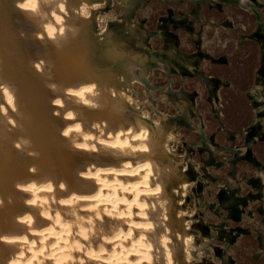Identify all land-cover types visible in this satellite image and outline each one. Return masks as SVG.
<instances>
[{
    "label": "bare ground",
    "instance_id": "bare-ground-1",
    "mask_svg": "<svg viewBox=\"0 0 264 264\" xmlns=\"http://www.w3.org/2000/svg\"><path fill=\"white\" fill-rule=\"evenodd\" d=\"M83 2L0 0V264H180L165 129L92 55Z\"/></svg>",
    "mask_w": 264,
    "mask_h": 264
},
{
    "label": "flooded vegetation",
    "instance_id": "flooded-vegetation-1",
    "mask_svg": "<svg viewBox=\"0 0 264 264\" xmlns=\"http://www.w3.org/2000/svg\"><path fill=\"white\" fill-rule=\"evenodd\" d=\"M147 2H153L155 12L145 6ZM108 4L113 7L112 0ZM132 4L130 9L123 4V17L109 26L126 33L142 52L148 47L166 62L169 69L156 64L151 54L146 60L148 76L156 67L171 77L169 84L156 86L159 99L170 100L178 110L165 121L197 134L187 153L177 148L172 156L182 172V181L175 185L187 182V189L179 188L177 196L184 209L192 210L191 233L215 251L206 247L204 264H264V0H132ZM142 7L145 15L136 21L133 16ZM154 13L157 19L151 26ZM152 35L159 41L157 49ZM249 58L255 61L249 63ZM246 67L252 70V81L243 93L249 98L244 119L248 116L251 122L242 120L232 127L225 103L231 92L237 96V68ZM146 81L152 84L148 77ZM195 82L204 83V92ZM200 100L210 107L202 109ZM235 112L236 117L237 105ZM196 157L202 161H194ZM223 163L230 165L232 178L213 172ZM209 236L228 245L237 243V258L230 246L212 244Z\"/></svg>",
    "mask_w": 264,
    "mask_h": 264
},
{
    "label": "rangeland",
    "instance_id": "rangeland-1",
    "mask_svg": "<svg viewBox=\"0 0 264 264\" xmlns=\"http://www.w3.org/2000/svg\"><path fill=\"white\" fill-rule=\"evenodd\" d=\"M109 1L111 0H92L90 2L84 0L83 2L82 13L86 17L85 19L82 18V21L79 19L78 27L80 31L85 36L90 35L92 32L94 33V30L100 35L97 38V41L94 40L97 42V45L94 44V41L90 45V50L93 52L92 55L99 57L104 52H108L110 54L108 61L110 62V60H112L111 63H106L105 65V62L107 60L105 58V62L103 61V65L101 67L104 66L103 68L111 73V76L114 78L115 83L120 86L119 88L121 90H123L130 96L132 101H134L135 106L141 111L143 116H146L145 118H147L151 122V124H160L161 129H165L167 136V150L171 152L172 155L173 153H176L175 150L177 148L179 150L181 149L183 153H187L189 151L188 146L190 145L192 139L194 140L195 138H197V134L195 135V133L189 131V129L185 128L184 126H179L178 129H175L176 124L174 122L170 124L165 121L170 116L175 117L176 113H178V110L172 103H170V100L166 101L163 99H159L161 91L156 86H164L169 84L171 81V77L168 76V73L166 71L160 70L156 67H152L153 70L148 76L146 60L150 59L149 55L151 54L153 57L152 59L156 61V64H160L167 69H169V67L160 56H156L155 52L152 49L147 47V49H145L146 52H142L138 48V46L131 44L130 37L127 36L126 33L123 34L115 29H112L109 26L111 20L120 21V19L123 17V13L125 12V6L127 9H130L133 6L132 0H112L113 7L109 6ZM122 3L125 4V6ZM145 6L153 7V11L155 12L153 2H147ZM143 8L144 7H142V9L139 10V12L136 13L135 16H133L136 21H139L140 18L145 15ZM149 19L151 20L150 25L154 26L157 15L155 13L150 14ZM246 20L252 22V20L248 17H246ZM124 21L127 22L126 20ZM81 27L84 29H82ZM127 27L126 30L129 28ZM132 27L133 23L131 25V28ZM132 34H134V32ZM150 38L153 47L157 49L159 41L157 40L156 36L152 35ZM137 44H140V40L137 41ZM249 49L250 48H248V50ZM254 61V58L248 59L249 63H252ZM251 72L252 70H249L248 67H246L244 71L243 69L241 71L240 68H237V96L231 92V94L228 95L227 102L225 103V112L227 111L228 117H226V120L228 121V123H231L232 127H235L236 124H240L242 120L244 123L251 122V119H249L248 116L247 119H244L245 103L249 102V98L248 96L243 95L246 87L250 86V82L252 81V78H250ZM146 77H148L152 84L146 85ZM173 77L175 80V75ZM186 80L187 79L185 78L184 83L186 82ZM203 84L204 83H194L195 86H199L201 92H204ZM176 85L179 86V82L176 83ZM235 105H237V118L235 117ZM199 106L204 110H207L206 108L210 107L206 106L203 100H200ZM213 121L216 122V119L214 117ZM173 159V168H175L173 172L177 178V181H182V172L181 170L179 171L180 162L174 157ZM194 161H202V159L200 157H196ZM189 168H191V165L189 166ZM229 169L230 165L228 163H223L221 166H218V168L215 169L216 172H213L218 173V176H221L222 179H224V177L232 178L231 174L229 173ZM177 173L181 174L180 178L177 177ZM180 185L182 189H187V182H180ZM181 187L178 186L177 193L179 192V188L181 189ZM189 191L191 192L192 188L189 189ZM179 201L182 209V215L180 214L177 217L176 223L177 226L187 235L186 241L184 239V241L181 240L180 243V246L183 249L179 248L178 250L180 259L182 258L181 260L183 261L180 262L182 264H197L196 261H198L199 264H204V259L205 257H208L209 254V252L206 251V247H208L210 253L213 254L215 252L212 248L213 245L205 244V242L203 243V241L205 240L202 238H194V235L191 233L192 230L190 228V218L193 216L192 210L184 209L182 207L181 198H179ZM207 240L215 245H228L226 243L227 241H221L215 238L213 239V237L211 236H209ZM228 246H230L231 251L236 252L235 257L237 258V243L232 242ZM213 258L215 260L218 259L215 257Z\"/></svg>",
    "mask_w": 264,
    "mask_h": 264
},
{
    "label": "clouds",
    "instance_id": "clouds-1",
    "mask_svg": "<svg viewBox=\"0 0 264 264\" xmlns=\"http://www.w3.org/2000/svg\"><path fill=\"white\" fill-rule=\"evenodd\" d=\"M55 103H57V104H58V103H59V101L57 100V101H55ZM66 133H67V132H65V133H64V135H67Z\"/></svg>",
    "mask_w": 264,
    "mask_h": 264
},
{
    "label": "snow or ice",
    "instance_id": "snow-or-ice-1",
    "mask_svg": "<svg viewBox=\"0 0 264 264\" xmlns=\"http://www.w3.org/2000/svg\"><path fill=\"white\" fill-rule=\"evenodd\" d=\"M21 7H24V5H21ZM66 134H68V133H66ZM85 199H87V197H85Z\"/></svg>",
    "mask_w": 264,
    "mask_h": 264
}]
</instances>
